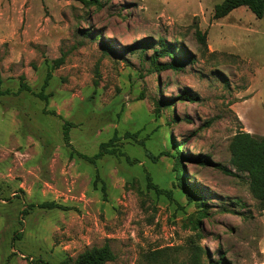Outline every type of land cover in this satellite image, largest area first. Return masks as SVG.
Wrapping results in <instances>:
<instances>
[{"label":"rangeland","instance_id":"374dc122","mask_svg":"<svg viewBox=\"0 0 264 264\" xmlns=\"http://www.w3.org/2000/svg\"><path fill=\"white\" fill-rule=\"evenodd\" d=\"M220 1L0 0V264L104 244L105 264H264V210L219 168L237 131L264 135V15L213 19ZM162 44L179 69L155 70ZM48 70L47 101L18 91Z\"/></svg>","mask_w":264,"mask_h":264},{"label":"trees","instance_id":"16d2710c","mask_svg":"<svg viewBox=\"0 0 264 264\" xmlns=\"http://www.w3.org/2000/svg\"><path fill=\"white\" fill-rule=\"evenodd\" d=\"M240 6L247 7L255 15L256 18H262L264 15V0H221L220 2L214 5L212 18L219 19L225 17L233 9ZM197 34L203 41L205 34H202L199 30H197ZM171 54L172 47L168 44H162L160 50L157 52L156 55L153 56V65L155 70L161 71L167 68L179 69L180 64H177L174 61L168 63L157 62L158 57L165 55L168 56ZM61 62V59H55L51 62L49 68L51 66L56 67L60 65ZM50 79L51 73L48 70L41 85V89L39 91L35 92L28 84L22 81H20L19 83L18 91L30 92L32 95L38 97L39 99L47 101L52 95L51 92H45L47 86L49 85ZM4 93H6L5 90H0V95ZM188 97L190 100H195V98L192 96ZM140 98H142V96H139V99ZM47 113L54 116H58L54 110H48ZM69 131L70 124L67 120H64L62 124V135L65 144L68 146L70 145ZM126 137L135 139L136 135L127 133ZM109 142L101 143L98 152H96L92 156H88L80 152H76V155L84 161H87L89 163H95L97 159L104 155V153H108L109 151H111L107 148L109 146ZM140 143L143 144L142 141H140ZM229 151L230 163L237 172L220 165L219 168L226 174L235 177L240 176L239 173H246V175L248 176L249 190L252 196L256 200H258L260 208L264 210V135L256 136L249 132L239 130L230 139ZM145 154L153 162L158 159V155H153L149 151H146ZM176 171L177 179L181 181L182 179L180 173L183 172V164L177 162ZM148 184L158 194H166L168 196L171 195V191L162 189L157 184L152 183L149 177ZM37 206L43 209H65V206L54 201L42 202ZM112 260H114V254L112 253L109 246L107 244H104L100 247H92L90 249H86L74 259L65 258L57 263H49L47 261H43L41 262V264H105L106 262Z\"/></svg>","mask_w":264,"mask_h":264}]
</instances>
